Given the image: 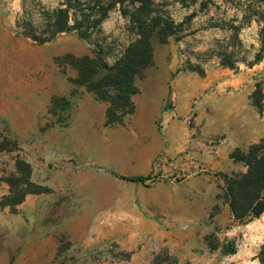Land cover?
I'll list each match as a JSON object with an SVG mask.
<instances>
[{
  "label": "rangeland",
  "instance_id": "rangeland-1",
  "mask_svg": "<svg viewBox=\"0 0 264 264\" xmlns=\"http://www.w3.org/2000/svg\"><path fill=\"white\" fill-rule=\"evenodd\" d=\"M40 1L54 8L63 0ZM155 1L176 22L195 15L179 36L154 40V64L137 80L134 111L109 124L108 103L75 82L72 59L94 56V44L76 31L37 43L17 26L23 1L0 0V264H149L155 257L160 264H261L264 214L236 221L222 187L206 197L191 182L199 174L175 178L157 158L169 144L160 114L175 107L176 75H193L186 120L196 126L211 115L203 106L209 95L244 101L258 82L264 91V59L240 62L235 70L213 55L217 41L229 35L213 25L243 20L237 0H213L204 8L202 0ZM31 19L41 24L37 12ZM259 30L255 20L241 30L248 62L261 45ZM96 37L113 63L136 35L117 6ZM230 78L238 87L222 90L219 82ZM18 157L32 164L33 181L46 190L12 208L1 201Z\"/></svg>",
  "mask_w": 264,
  "mask_h": 264
},
{
  "label": "trees",
  "instance_id": "trees-1",
  "mask_svg": "<svg viewBox=\"0 0 264 264\" xmlns=\"http://www.w3.org/2000/svg\"><path fill=\"white\" fill-rule=\"evenodd\" d=\"M22 1L24 16L17 20V26L26 37L43 44L63 32L76 31L81 38L94 44V56L72 59V65L78 70L75 82L86 86L97 99L108 103L109 124L122 123L125 117L134 111L133 96L139 91L137 80L154 64V40L159 39L165 43L171 36H179L185 30V24L195 15L194 12L185 20L176 22L155 0H63L54 8H47L40 0ZM212 1L202 0L201 6L204 8ZM237 3L243 7L241 23H236L238 19H230L213 25L229 31L228 36L217 41L218 50L213 55L220 59L223 67L235 70L239 68L240 62L253 66L264 59V0H237ZM117 6L128 18L136 37L129 41L113 63H109L104 43L96 36L101 32L102 23L110 11ZM34 12L41 17V24H36L31 19ZM253 20L260 25L261 45L254 53L253 59L248 62V49L240 33L244 24ZM190 68L201 75L205 74L201 66ZM250 98L259 113L263 114L264 91L260 82L256 84ZM231 157L236 162H242L246 170L223 175L224 195L232 217L236 221L246 223L264 214V137L251 144L247 150L236 148ZM15 165L16 172L5 179L10 186L9 194L1 201L3 206L9 205L12 208L21 204L27 195L46 190L45 186L33 181V166L30 162L18 157ZM119 177L126 181L142 183L149 179V176L143 175ZM215 247L216 245L213 246ZM230 252L235 253V248ZM258 257L261 264H264V243ZM149 264H160L158 257Z\"/></svg>",
  "mask_w": 264,
  "mask_h": 264
},
{
  "label": "crops",
  "instance_id": "crops-1",
  "mask_svg": "<svg viewBox=\"0 0 264 264\" xmlns=\"http://www.w3.org/2000/svg\"><path fill=\"white\" fill-rule=\"evenodd\" d=\"M182 71L172 81L175 107L164 110L160 116L162 130L169 141L165 156L177 167L191 170L197 164L207 165L209 172L191 179L199 185L202 194H213L218 187H225L224 174L245 171L242 162H236L231 153L236 148L247 150L253 143L264 137V112L250 104L249 94L243 101L242 95L231 94L219 100L217 95H209L203 102L208 105L211 115L207 120L199 121L196 126L187 124L191 116L193 91L190 81L193 75ZM205 86L208 82L205 80ZM222 90L238 87L233 78L219 82ZM166 163L164 169L170 170ZM196 264V263H195Z\"/></svg>",
  "mask_w": 264,
  "mask_h": 264
},
{
  "label": "built area",
  "instance_id": "built-area-1",
  "mask_svg": "<svg viewBox=\"0 0 264 264\" xmlns=\"http://www.w3.org/2000/svg\"><path fill=\"white\" fill-rule=\"evenodd\" d=\"M170 162L171 161H169L164 154L157 158V165H159L160 168H163V166L166 163L170 164ZM170 170L174 174L175 178H183V179H187L193 174H202V173L209 172L207 165L202 164V163L197 164V166L191 170H187V169H184L181 167H177L171 163L170 164Z\"/></svg>",
  "mask_w": 264,
  "mask_h": 264
}]
</instances>
